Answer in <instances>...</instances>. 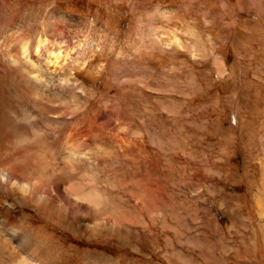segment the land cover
Here are the masks:
<instances>
[{"label": "rangeland", "instance_id": "obj_1", "mask_svg": "<svg viewBox=\"0 0 264 264\" xmlns=\"http://www.w3.org/2000/svg\"><path fill=\"white\" fill-rule=\"evenodd\" d=\"M0 264H264V0H0Z\"/></svg>", "mask_w": 264, "mask_h": 264}, {"label": "bare ground", "instance_id": "obj_2", "mask_svg": "<svg viewBox=\"0 0 264 264\" xmlns=\"http://www.w3.org/2000/svg\"><path fill=\"white\" fill-rule=\"evenodd\" d=\"M24 47V46H23ZM26 52V51H25ZM10 62H11V60H10ZM9 179H15L16 180V182H17V184L19 185L18 186V188L19 189H21V190H24V189H26V190H28L29 189V186H26V185H24V184H21L20 183V180L19 179H17V177H12V176H10V174H8V175H6V177H5V180H9ZM34 187V186H33ZM38 190L40 191L41 190V188H38ZM47 195L49 196V194L47 193ZM56 218V217H55ZM60 220V219H59ZM60 223V222H59ZM2 233H3V231H2ZM4 234V233H3ZM4 235H6V236H8L9 235V239H11V237H13V234H11L10 232H6V234H4ZM3 237V236H2ZM5 238V237H4ZM7 239V238H6ZM31 239V238H30ZM6 241V240H5ZM22 262V261H21ZM20 262V263H21Z\"/></svg>", "mask_w": 264, "mask_h": 264}]
</instances>
